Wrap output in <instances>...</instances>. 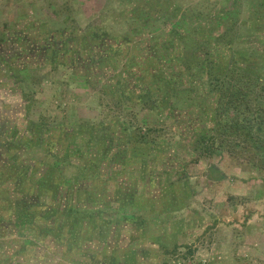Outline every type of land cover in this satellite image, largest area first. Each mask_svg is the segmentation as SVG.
I'll use <instances>...</instances> for the list:
<instances>
[{
    "label": "rangeland",
    "instance_id": "374dc122",
    "mask_svg": "<svg viewBox=\"0 0 264 264\" xmlns=\"http://www.w3.org/2000/svg\"><path fill=\"white\" fill-rule=\"evenodd\" d=\"M262 4L0 0V264H264V144L197 150L218 101L197 71L170 82L165 109L145 105V29L160 46L185 34V17L190 37L223 33L224 62L258 78L241 85L240 108L264 120ZM212 167L226 178L212 181ZM21 192L47 200L34 227L15 226Z\"/></svg>",
    "mask_w": 264,
    "mask_h": 264
},
{
    "label": "trees",
    "instance_id": "16d2710c",
    "mask_svg": "<svg viewBox=\"0 0 264 264\" xmlns=\"http://www.w3.org/2000/svg\"><path fill=\"white\" fill-rule=\"evenodd\" d=\"M150 16V14H147L145 19H148ZM228 18L229 16L227 14L217 15L215 19L216 29L220 28L225 30ZM184 20L185 17H182V21L178 22L175 27H178V30L185 27L186 29L183 31L185 34L177 33L175 40L172 38L164 39L161 41L160 46L154 45V38H152L151 32L145 29V50L150 58L149 65L155 67L153 72L146 73L149 87L145 88V105L152 111L165 109L163 102L166 101V88L169 87L170 82L174 85H176L177 81L182 83V78L185 74H189L188 76H191L192 79L195 80L194 73L197 71L205 76L209 90L218 97L217 108L214 112L215 126L213 133L199 135V137L195 139L194 144L197 150L200 151L201 154L206 155L210 152L214 153L215 149H222L224 143H228L229 138L235 142L236 146L239 144H254L257 142L264 144V141H262L264 139V120L259 121L260 119L256 117V121L248 122L246 119V110L240 108V100L244 96L241 85L250 83L251 87H253V83L258 82V78L252 76L250 71L241 68L240 61H234L228 64L224 62L225 59L222 54V48L228 47L230 42L226 44L223 33L214 37L212 41H208L201 37L192 38L189 36L192 30L187 28L191 25H186ZM150 22L151 21H149V23ZM139 37H142V35L140 34ZM147 39L150 41L148 46ZM92 44V52L99 53V43L94 41ZM172 49L178 50L174 56L167 53ZM81 52L82 49H80V58L82 57ZM96 58L97 56L94 57V55H91V64H94L93 62ZM156 63L158 65H156ZM175 67L178 68V71ZM88 74L90 73L87 72L85 76L87 77ZM159 93L163 94L162 102H159ZM261 105L264 107V100L254 104V106H257L256 108L258 110H260ZM175 107L176 106L171 105V103L167 105V108L172 110L171 113H173ZM232 109L235 111V116H233V118L229 116V112ZM145 127L148 128L147 132H149V134H145V138L157 131L156 128L150 126L147 120L145 121ZM247 130L249 131L245 132ZM252 130L257 131L255 132ZM246 135H248L247 138ZM261 154H258V156L264 161V152ZM255 158V153H253L249 162H251V160L254 161ZM208 176L212 181H221L226 178L224 175H221L219 170L215 167L210 168ZM25 180V177L19 180L17 187L23 184ZM44 202H47V200L39 195L38 197H30L29 194L21 192L15 226L19 228L25 226L34 227L36 225L35 212L42 208L45 204ZM38 213L49 214L48 209L38 211ZM53 216H55V212ZM0 222H2L1 218ZM46 230L47 233L51 231L48 227Z\"/></svg>",
    "mask_w": 264,
    "mask_h": 264
},
{
    "label": "crops",
    "instance_id": "0c3cea01",
    "mask_svg": "<svg viewBox=\"0 0 264 264\" xmlns=\"http://www.w3.org/2000/svg\"><path fill=\"white\" fill-rule=\"evenodd\" d=\"M257 2H258V1H257ZM260 2L263 3L262 5H264V1H263V0H260ZM257 5H258V3H257Z\"/></svg>",
    "mask_w": 264,
    "mask_h": 264
}]
</instances>
